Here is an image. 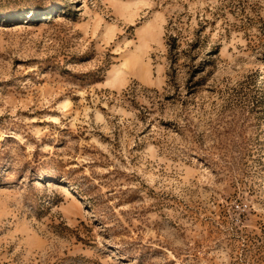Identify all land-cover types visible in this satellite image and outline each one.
I'll return each instance as SVG.
<instances>
[{
  "label": "rangeland",
  "instance_id": "374dc122",
  "mask_svg": "<svg viewBox=\"0 0 264 264\" xmlns=\"http://www.w3.org/2000/svg\"><path fill=\"white\" fill-rule=\"evenodd\" d=\"M0 264H264V0H0Z\"/></svg>",
  "mask_w": 264,
  "mask_h": 264
}]
</instances>
